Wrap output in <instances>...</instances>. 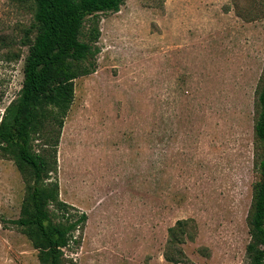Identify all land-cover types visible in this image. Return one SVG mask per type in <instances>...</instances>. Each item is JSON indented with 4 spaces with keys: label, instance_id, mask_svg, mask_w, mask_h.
<instances>
[{
    "label": "rangeland",
    "instance_id": "1",
    "mask_svg": "<svg viewBox=\"0 0 264 264\" xmlns=\"http://www.w3.org/2000/svg\"><path fill=\"white\" fill-rule=\"evenodd\" d=\"M34 8L0 0V123L23 84ZM99 27L97 68L75 81L52 174L88 215L63 264H251L264 0H125ZM32 183L0 151V264H40L13 222ZM178 220L188 234L175 262Z\"/></svg>",
    "mask_w": 264,
    "mask_h": 264
},
{
    "label": "trees",
    "instance_id": "2",
    "mask_svg": "<svg viewBox=\"0 0 264 264\" xmlns=\"http://www.w3.org/2000/svg\"><path fill=\"white\" fill-rule=\"evenodd\" d=\"M34 17L25 31L24 79L19 95L6 107L0 123V151L33 183L22 215L13 220L39 250L40 264H63V249L87 222L86 212L60 199L57 152L60 135L75 97V81L96 71L101 36L99 15L119 11L125 0H31ZM259 115L255 124L258 143L256 165L262 181L253 191L248 215L251 239L246 247L251 264H264V81L258 91ZM50 126V128H46ZM44 139L34 148L35 139ZM47 179H50L46 181ZM178 220L169 228L166 258L179 262L188 230ZM175 248L174 253L169 251ZM174 254V255H173Z\"/></svg>",
    "mask_w": 264,
    "mask_h": 264
}]
</instances>
